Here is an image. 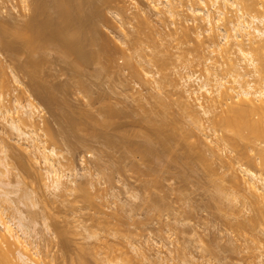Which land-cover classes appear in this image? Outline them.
I'll return each mask as SVG.
<instances>
[{
  "label": "bare ground",
  "instance_id": "bare-ground-1",
  "mask_svg": "<svg viewBox=\"0 0 264 264\" xmlns=\"http://www.w3.org/2000/svg\"><path fill=\"white\" fill-rule=\"evenodd\" d=\"M19 1L23 4V5L22 4L21 5L24 6V8L26 10H28V13H25L24 18L26 17V19H24V21H22L23 23L19 26H17V24H16V26H15V24L12 25L13 23L9 24V21H7L8 22L7 23L6 21H2V19L0 20V22H1L0 27L1 28L4 27V29L2 31L5 32V34H3V38L1 37V39H0V44L3 47L2 49H5L6 51H8L11 54L10 57L12 59H15V61L16 60H17V62L19 61L18 57H20L19 55L21 54V53L19 54V52H21L20 49H22L23 47L30 49V51L32 50L33 53H36V52L38 53L40 51L46 52V50L49 51L50 49H56L58 52V55H60L59 58L64 57V58H62V60L63 59L66 60V61L63 60L65 62L63 64H66L68 62L69 67L72 66L71 68H73V67L75 68V69L73 68V69L69 70V72H71V70H73V73H75L73 75L77 76L78 74H76V70H80L82 67H83V69H85V67L87 66L86 67L87 69L82 70L81 72L78 71L79 75L77 77H80V74L86 76V73H89L88 75L90 76V72H88V70H89L88 67L90 65L89 66L86 65L88 62L91 63V62L95 61V63H96V61H100L101 58L104 56H108V57L113 58L112 56L114 55L113 53H115L114 52L115 49L109 45V42H111V41L107 40L104 37V35L102 34V32H100V29L98 26L99 25L98 22H100V21H98V20H100L101 17L98 16L99 17L98 20L96 19L97 14H99L98 13L99 9L98 10L93 9L94 3H95L94 0H19ZM131 1L133 2L134 9L136 10V12L133 11L135 13V15H133V16H134V18L138 19V20L135 19V21H137V23L135 22L136 23V25H135L136 29H134V30H136V34L134 37L132 36L131 41L128 42L129 44L126 43V45H125L126 47L121 46L120 49L118 48L120 50L118 52H120L122 57L126 59L127 64L131 68V67H134V64H133L134 58L135 57L139 58V56H140L139 59H141V55L143 56V54L139 55L140 51L142 53H146L148 51L144 55H147L149 58L146 57L147 60H146L145 56H143L144 58L143 57L142 58L144 60H146V62L152 61V62H154L155 65L156 64L158 65L159 70L158 71L155 70V72H158V75H159V73L161 74V79H159L160 78V76H159L157 78L158 80H156L154 78L155 77L154 74H151L152 72H149L150 71L149 67H148L149 71L147 69H146L147 71L144 69V67L147 65L146 62L144 63V65L146 64L145 66L143 65V62H138L136 58H135L136 59L135 62L137 61L139 66L143 65L141 69H144L145 72L143 70H141V71L144 73L145 76L142 75V77L144 76V78H146V76L151 77L153 75L152 79H150V80L155 79L154 80L155 81V85H154L155 88H157L159 86L158 87L159 89L157 88V91H159L161 93H163V91H164L165 94H167V98H169V100L162 98L163 96H160L161 98L159 97V95L155 96L158 99L160 98L159 100L162 103H159V104L164 105V108H165V109L163 108L164 112L168 111V110H175L174 108H176L177 106H178V108H179V106H181L180 107L181 109H184L188 112V116L190 117V125L188 124V126H189L188 128L181 126L183 124V122H182L183 120L181 121V123L178 121L179 117H181L182 115L178 114L179 116L177 118V114H176L175 115L176 119L174 116H173L174 118L171 119V116H170V119L173 120L172 122H174L173 125L175 124L174 129H177L176 131H173L174 132V138H175V136H177L179 138V140H177V143H178V141L182 143V144L180 143L181 147H182V154H180L179 158L181 159V161L183 163L189 165L190 167H193L192 169H194V163L197 161L198 164L200 162V165L202 164L206 169H208L210 171L212 170L211 169L212 166H214L213 168L215 169V163L214 162L216 160L221 161L220 164L218 163L219 161L218 162L216 161V162L219 164V166L222 165L221 167L224 166L226 168V169H224L225 171L228 172L227 173L228 176L226 179L228 181V184L230 183L229 186H232L234 188L233 189L231 187V189H233L232 190L233 195L234 194L236 195V193H234L235 189L247 193V195L242 197L243 199L241 201H243L242 202L243 204H244V202H245V204L247 203L249 205V207H251L250 208V209H252L251 211H256L253 214V215L256 214L255 215L256 220L253 223L257 222L258 224H260L259 223L260 210L262 207H264V205L261 204L259 197L257 195L261 190H264V12L263 13L259 12L260 14L259 13L258 14L252 13L253 10H256L255 6L259 5L258 0H147V2H148V3L146 2L148 4L147 9L140 6L141 4L139 5L135 0H131ZM109 2H110L109 0H106V2L104 1L103 3H107L106 5H108V4L110 5ZM101 3H102V1H101ZM124 3H126V0H120L118 5L121 7V9H119L117 7L119 10H122V7H123V9H124V10H122V12L124 11L123 13H125V8L128 7V6L126 7ZM111 5H112V3H111ZM111 5H110V7H111ZM115 5L117 6L116 3H115ZM14 6H16V5H14ZM183 6L184 7L186 6V8H184ZM259 6L261 8L259 7V10L258 9L257 10L260 11V9H262V7H263L262 10L264 11V5H259ZM182 7L184 8V10L187 9L185 11L186 15H188V16L190 15L189 18H188V16L185 17L188 20V21L184 20L185 24H190V23H188L190 21L192 24L190 26L189 25L183 26L184 24L179 23V25H180L179 28H181V29H178L177 27H173V28H175L174 33H176L174 36L172 34H170L169 31L166 33L163 30V28L165 29L166 26H163V25L161 26V24H163V23H161V21L164 18L163 15H165V16L169 15L173 19L177 16L179 18V16L183 15L182 13H180L183 11ZM251 7H253V8H251ZM1 8H3V6H1ZM117 8H115V9H117ZM109 10H111V8H109ZM127 10H129V9H127ZM180 10H182V11H180ZM262 10H261V12H262ZM102 11L103 10H101V14H103ZM185 12H183V13H185ZM111 13L112 14L114 13L113 16H115V18H117L115 20V18L113 19V17H112V19L114 20V24H116L118 26V24H119L118 22L120 21L121 24L118 27H120L121 32L124 33L125 30H123V24L125 25V22H126V21L124 22L125 19L124 20L122 19V18H125V17H123L124 14H122L121 12L119 13V11H116V10L114 12H111ZM120 14H122V15H120ZM180 14H182V15H180ZM104 16L105 17L102 19L106 18V15H104ZM167 16L165 18L168 19ZM190 17H192V18H190ZM185 18H183V19H185ZM126 19H128V18H126ZM160 19H162V20L160 21ZM169 19H171V18H169ZM117 20H119V21L117 22ZM131 20L133 21V18ZM131 20H130V22H131ZM115 21H116V23H115ZM122 21L124 23H122ZM159 21H160V24H159ZM181 21H182V18H181ZM13 22L15 23V21H13ZM128 22H129V20H128ZM130 22H129V24L132 25V22L131 23ZM171 22H173V21H171ZM6 23L8 25H6ZM164 23H165V21H164ZM174 24H176V23H174ZM126 25H128V24H126ZM126 25H125V27H126ZM127 27L130 29V27L133 28V25L130 27L128 25ZM127 27H126V29H127ZM193 28H195V29L192 30ZM129 29H127L126 31L133 33V31H128ZM191 30L195 31V32H193L195 34L193 39L195 41V49L197 51V54H196L197 58L195 60H197V62H196L197 67H199V69H197V68L196 69H197V71H200V74H195V73L186 74V72H182L181 68H179L180 67V66H178L179 63L174 65L175 60L178 59V61H179L180 57L182 56L181 52H178V51H181L179 48H181L180 44L183 43V39L189 38L190 41L192 39L191 37H192L193 33L191 32ZM119 31L120 30H118V33H119ZM121 32L119 34H121ZM172 32H173V30H172ZM177 33H178V35H177ZM122 35H119V38ZM125 35L127 36L128 34H125ZM117 37H118V35H117ZM128 38H129V35H128ZM142 38H144V39H142ZM121 39H123V38H121ZM140 39L146 41L147 44L144 42H140L141 41ZM124 40H123V43H125ZM138 42H140V43H138ZM112 43H114V42H112ZM115 43H116V41H115ZM138 44H140V45H138ZM142 44L146 45L145 49L142 46ZM141 46L143 48H141ZM117 47H115V48H117ZM136 47L138 48V50ZM135 48L139 52L137 54L138 56L136 55L137 51L135 50ZM173 48H174V50H173ZM175 48L178 50H176ZM2 49H1V51H2ZM144 50H146V52ZM1 51H0V117H1L0 119H2V122L4 121L8 125H10L11 129L15 130L13 132H17V134H16L17 138L23 140V144H24L23 146L25 148L27 147L25 150L26 151L28 150V152H29V153L28 152L27 153L29 155L31 153L32 157L34 156L32 159L33 160L34 159L39 160V162H41L43 164V168L45 169L44 174H46L48 176V178L50 180L49 188L53 189V192H55L57 194H59L58 192H61L60 195H63L62 192L66 193L69 191L72 192V190H74L75 191L74 194H76V195H75V198L73 197V199H76L78 196V191H80L78 198L82 199V201L80 199L78 201L85 204V205H83V204L80 205V206H82V205L84 206L82 208V210L84 208H87V207H90L91 211H93L92 209L95 210L94 206H96V205L93 206L94 208L91 205V203L95 200V198L93 196V191L91 190L92 194L88 193V191H90V188L92 187V184L94 185V183H93L94 181L92 183H90V182H88V181H90L89 178H88V180L85 179V183L88 182L91 185V187H89V190L87 188V190H88L87 191L86 187L88 186L87 185L88 183H86V185L85 184L82 185L84 182L79 180V178L82 176L81 179L83 180L84 178H86L85 176L90 175L92 177L91 179L93 180L96 177V175H97V177H99L98 175H100V173L95 171L97 173L94 174V173H92V171H94V170L91 171L88 169V167H86V168L88 169L89 172L91 171L90 172L91 174L86 173V175L84 174V171H85L84 167L82 169L83 172H81V170H78L75 167L69 168V166H68L66 169V167H65L66 165L62 161V159L65 158V156L67 154L65 156H63L64 154L61 151L62 149L59 147L61 145H57L58 142L56 143L55 140L53 139V136H54L53 134L55 132L53 133L52 130L50 131V129L52 127L49 126L46 123L45 118L41 117V116H40L41 120L45 123V126H44L45 128L42 127V130L46 129V131H48L49 134L44 130L46 134L42 133L43 135H45V139H43L44 138L43 135H41V133L38 132V129L36 126H38L39 122H41V121L36 120L38 122V125L36 124L37 122H35V118L38 117V106L32 100V97H31V95H33L34 92H32V94L30 93L31 91L29 92L28 87L26 88V86H25L26 84L24 85V82L22 81V79L19 76L20 73L17 71V69L22 68L23 67L22 65H24V64H22V65L19 64L18 68H16V66H17L16 64H15L16 65L15 66V65H12V63H10V61H9V63L7 62V60L5 59V57L3 56V53ZM54 52H55V50H54ZM55 54H56V52H55ZM174 54H176V57L174 56ZM29 55H30V53H29ZM39 55H40L39 57L41 58V54H39ZM31 56L33 59L36 58V57L34 58V56L32 54H31ZM35 56H37V55H35ZM39 57H37V58H39ZM114 57H116V56H114ZM57 58H58V56H57ZM117 58H118V56H117ZM117 58L116 59L113 58V59L115 61H117ZM20 59H21V57H20ZM28 59L30 60V58H28ZM143 59H141V60L143 61ZM35 60H37V59H35ZM114 60H113V62H115ZM193 60L189 59L188 64L191 65ZM59 61L62 63L61 60H59ZM181 61H182V63H180V64H183V62H187L184 60H181ZM11 62H12V60H11ZM30 62H31V65H33L34 67H36L35 69H37V65L39 66V64H38L39 62L38 61H29V63ZM115 63L118 65L119 62H115ZM13 64H14V62H13ZM154 64H153V66H154ZM128 65L126 67H128ZM95 66H97V65H95ZM150 66H151V64H150ZM64 67H65V65H64ZM69 67H67V68L69 69ZM91 67H93V66H91ZM195 67H196V64H195ZM40 68H41V66H40ZM136 68L137 67H134L135 72L139 73L138 70H140V69L139 68L136 69ZM68 69H66V71ZM153 69H155V68H153ZM64 70L65 69H62V72L66 73V71H64ZM185 70H188V69H185ZM84 71H86V73L83 74L82 72H84ZM180 71L182 73H184V75H182V73ZM22 72H23V70H22ZM189 72H192L191 69L189 70ZM30 73H32V72L30 71ZM64 73H62V74H64ZM33 74L36 75V73H33ZM68 74H70V73H68ZM140 74H141V72H140ZM82 75H81V79L84 78V76H82ZM67 77L69 78V76H67ZM68 78L64 82H67ZM91 78H93V77H91ZM96 78H98V77H96ZM89 80H90V78H89ZM159 80H161V81L159 82ZM12 81H14L13 83L19 84L22 86V88H24V93H26L25 94L26 97L24 96L25 98H23V97H20V95H18L19 98H22V100L25 99L24 102H22V100H19L18 96L15 93H13V92H12L13 94L9 93V92L13 91L11 88L12 84L10 86V83ZM49 81H47L46 83H48ZM84 81H85V79H84ZM80 82H83V80ZM91 82H89V83H91ZM76 83H78V82H76ZM145 83H148V82H145ZM157 83H158V85H156ZM83 84H87V83L84 82ZM83 84L80 83V86H82ZM148 84H150V83H148ZM195 84H196V86H195ZM168 85L172 86V89L175 90L176 93L170 92V89L168 90V87H167ZM9 86H10L11 90H10ZM84 86H86V85H84ZM84 86H83V88H85ZM91 86H92V84H91ZM60 88H58V89H60ZM68 88H69V86H68ZM42 89L43 88H41V90ZM62 89H65V88H62ZM75 89L77 90L76 87H75ZM85 89H87V86ZM21 90L23 91V89H21ZM7 91H8V93H7ZM39 91H40V89H39ZM42 91L44 93V90H42ZM61 92H62V90H61ZM40 93H41V91H40ZM65 93H63V94H65ZM68 93L69 92L67 91V94ZM170 93L175 94V95L178 94V95H176V97L174 95H172L174 97H171ZM6 94H10V96H9V97H11L10 100L13 102L10 105L11 107L9 105H7L5 101H3L4 99H6ZM41 95H43V94H41ZM83 96H86V95H83ZM91 97H93V96L91 95ZM68 98H67V100H68ZM8 100H9V98H7V101ZM67 100H66V102L68 103ZM159 100H158V102H159ZM171 101H172V103L176 102V103H174L175 105L172 107H171V105H172ZM59 102H61V101H59ZM63 102L64 101H62L61 103H63ZM177 103H178V105H177ZM63 105H64V103H63ZM116 105H117V103H116ZM162 105H161V108H162ZM89 106H91V105L89 104ZM114 106L115 105L108 106L105 109L106 113L104 114V116H102L103 119L99 121L105 127L116 128L117 124H119V122H118L119 120L117 121V119L119 118L120 113L117 109L113 108ZM157 107L160 108V106H157ZM170 107H171V109H170ZM69 108H70V106H69ZM72 108H74V106ZM124 108L125 107H123V109ZM181 109L180 110L178 109L179 111L178 110H176V111L180 113V111L182 112ZM66 110H68V109H66ZM77 111H79V113L81 115L80 111H82V110L79 109ZM173 112H170V115L173 114ZM167 113H169V111ZM86 114L88 115V112ZM182 114L184 115V113H182ZM36 115H37V117H35ZM69 115H73V113L69 114ZM91 116H94V115H90V117ZM76 117H78V115ZM82 117H84V115H82ZM149 117H150V115H149ZM185 117H183L182 119H184ZM74 120H75V122L77 120L80 121L81 118L80 119L76 118ZM147 120L148 119H146V121ZM73 121L70 123H72L73 126H77L76 129L78 128L79 124L80 125L85 124L82 122L75 123ZM83 121H84V119H83ZM99 122H97V124ZM149 122H152V121L149 120ZM44 123H43V125H44ZM92 123H93V119H92ZM147 123H148V121H147ZM154 123H155V121H154ZM178 123H180V124H178ZM187 123H188V121H187ZM49 124H51V123L49 122ZM66 124H68V122ZM72 124H71V126H72ZM126 124H127V121H126ZM169 124H171V121ZM128 125H131V124H128ZM143 125H144V123H143ZM87 126L88 125H86V127ZM80 127H82V126H80ZM99 127H100V125H99ZM93 128H95V127H93ZM100 128H102V127H100ZM39 129H41V128H39ZM116 129H118V128H116ZM163 129H164V131L166 130L165 128H163ZM42 130H40V131H42ZM88 131H89V129H88ZM102 131H105V130H102ZM129 131H130V129H128V132ZM96 132L99 133L101 131L99 130ZM98 133H96V134H98ZM140 133H141V131H140ZM46 135L48 136V138ZM88 135H89V132H88ZM92 135H94V134H92ZM115 135H118V134H115ZM119 136H120V134H119ZM171 136L173 137L172 133L170 135L168 134V136L167 135H164L162 137L160 136L161 140L158 139L157 141L160 140V142H162L161 144L166 145V146L163 145L165 148H167V146H169L168 148H170V146H172V144L170 142V139H172ZM1 137H0V188H3L4 186L6 187L7 184H8V186L10 184L6 180H4L3 177L10 172L11 168L9 167V165H10L9 161L7 160L9 157L8 156L9 150L7 149L9 145H7V143H6L7 141L4 142L5 140H2V139H4V137L3 138H1ZM147 137H149V136L147 135ZM147 137H145L143 141L141 140L143 143L140 142L141 144L138 145L137 144V143H139L138 141L131 142L132 140L129 139L127 133H125V130H124V132L121 133L120 142H118V141L116 142L115 141L116 139L114 140L110 136V134L109 135L106 134V140H107L106 143H108L107 146L110 144L111 147L114 144L116 145L117 143L123 144L124 152L121 156V159L120 160L114 159L113 163H112V164H114V161H116L115 165L119 167L118 168L119 171L116 169V172L117 171L119 173L133 172L134 174L137 173L138 176L136 174V176H137L136 178L139 181L142 179V178L141 179L138 178L141 175V177L144 178L143 180H145L146 185H148L147 187L150 186V189H155V191L152 192V194L147 198L148 201H151L150 199H152V201L154 202L153 203L151 201L152 203H150V206L152 205V209H155L154 211H161L162 206L160 205L161 204L160 200L163 201V198H165V196H163V197H161L160 195L153 196V194H157L156 190L158 189V186H159L158 183L160 181L159 180L160 178L158 176H156L157 174L155 173V171L151 165L152 161H153L151 156L153 155L152 153L155 152L156 148L152 145L154 143L152 142V144H151L150 140ZM160 137L158 136V138H160ZM82 138H84V137H82ZM61 139H62V137H61ZM48 140L50 142H48ZM70 140H72V139H70ZM174 140H176V139H174ZM63 142L61 144H63ZM46 143L48 145H46ZM83 144H85V143H83ZM58 147L60 150L58 149ZM66 148H67V146H66ZM158 148H157V150H158ZM136 149L141 150L139 154L136 153V152H138V151H136ZM167 150H169V149H167ZM208 151L210 154L208 153ZM75 154L77 155V153H75ZM29 157H31V155ZM68 158H71V157H68ZM179 158H178V160H179ZM198 159H199V161H198ZM181 161H180V163H181ZM68 162L69 161H67V163ZM111 162H112V160H111ZM62 163H64V164H62ZM213 163H214V165H213ZM251 163L254 164L257 169L252 168ZM70 164H72V163L69 162V165ZM195 164H197V163H195ZM98 166H99V164H98ZM63 167H65L66 170L63 169ZM1 168H3V169H1ZM89 168L91 169V167H89ZM87 169H86V171H87ZM214 169H213V172H214ZM95 170L101 171L99 169H95ZM44 174H43V176H44ZM227 174L223 173V175H227ZM92 175H94L95 177H93ZM83 176H84V178H83ZM223 179H225V178H223ZM145 182L142 181V183H145ZM220 182H221V180H220ZM95 184L97 185V182ZM138 184H139V182H138ZM96 185H94V188ZM124 185L128 186L127 182H124ZM215 185H217V183ZM220 185L221 184H219L218 190L221 187ZM225 185H227V184H225ZM221 188L224 189L223 187H221ZM221 188H220V190H221ZM76 190H78L77 193H76ZM160 191H161V189H160ZM8 192H9V190H8ZM4 194H5V196H4ZM8 194L9 193H7V192L3 193L2 194L3 198L0 196L2 198V199H0L2 201L0 203V206L2 204H3V206H6L4 215L2 214V212L0 210V251H4L6 253L7 259L11 262V264H41V262H43L39 256L41 254V251H40L41 249L37 246L36 243L34 244L35 240L33 242L30 240V239L33 240L36 237V235L39 234V232L37 231L36 228L31 226L32 223L29 224L28 222L24 221L25 220L24 217H26V216H24L25 213H23L21 211V209L19 208V206L16 202L12 201V198ZM66 195H68V193ZM94 195L96 197V194H94ZM114 195H116V194H114ZM235 195H234V198H235ZM134 196H136V194L133 195L132 197H134ZM97 197H98V195H97ZM238 197H240V196H238ZM14 201H15V199H14ZM73 201H75V203L77 202L76 200H73ZM4 202H6L7 204ZM4 204H6V205H4ZM76 206H78V205H76ZM150 206H148V207H150ZM164 206H166V205H164ZM96 208L100 209L101 207H96ZM8 209H9V211H8ZM79 209L77 208L78 211H79ZM149 209H151V207ZM102 210L100 209L99 211H102ZM75 211H76V209H75ZM95 211H97V210H95ZM6 212L9 215L8 219H6L7 217L6 218L4 217L5 215L7 216ZM10 212H11V214H9ZM109 220H111V219H109ZM109 220L107 223H110ZM13 221L15 222L16 227L19 229L18 232H21V234H18L17 230H15V228L12 226L13 223H10ZM49 225L50 224L46 225L47 228H50ZM44 228H45V226H44ZM47 228H45V229H47ZM97 232L98 231H94V233L97 234L96 237H98V238L100 237V236H98L99 234L101 236H103V235L107 236L106 234H101V232H99V233H97ZM13 233L15 235H13ZM65 233H67V231H65ZM91 234L93 235V239H94L95 234H93V233H91ZM4 235H7V242H4V240H3ZM100 239H101V241H100ZM100 239H99V241H97L98 242L97 245L101 246L102 244H99V243H103L102 240L104 239V237L103 238L100 237ZM153 239H155V238H153ZM152 240L150 239L149 241H152ZM103 241L106 244L108 243V245H105L103 243L105 246L104 245L101 246L102 251L104 249H106V246L107 247L109 246L110 250H107V249L106 250L109 251L110 254H111V250H112V252L115 251V250L113 251L114 247L112 248L110 246H115L116 243H115V245H112L111 240L109 241L111 243L106 242V241H108V239H104ZM116 242L118 244L115 247L116 248L115 253H119V255H120L121 252L123 253V251L120 250L122 247H124V248L129 247L133 252H135L134 254L139 255L138 258H140V259L142 258L144 260V261H142V262H144V264H145V262H148V260L146 258L148 256H146L147 254H145L146 251L143 250L141 248V246H139V243H134L130 240H127V242H122V241H116ZM153 242H155V241H153ZM89 243H88V245H90L89 247L84 246L83 248H81V251L85 248V251L88 255L90 252H92V247H93V246H91V243L90 244ZM113 243H114V241H113ZM10 244H14L15 247L9 250ZM157 244H160L159 241L157 242ZM38 245H39V243H38ZM80 245L82 246V244H80ZM119 245H122V247L120 248ZM151 245H152V242H151ZM162 246L165 247V244L164 245L162 244L160 247L162 248ZM117 247L120 249H118ZM151 247H153V246H150V248ZM161 248H160V250H161ZM156 249H157L156 252L158 254V255H156L157 258H155V259H158V260H156V262L158 261V263H159L161 260H163L165 262V260H167L169 258V257L167 258L168 254H166L167 256L166 255L164 256L162 251H159V248H156ZM95 250H93V251H95ZM127 250H126V252H127ZM162 250H164V249H162ZM171 251L172 250H170V252ZM96 252L98 255L100 254V251H99V253H98V251H96ZM96 252H94V253H96ZM80 254H82V253H80ZM106 254L107 253L105 252L104 255H106ZM112 254H114V253H112ZM98 255H97V257L95 256V254L93 256H95L94 258H98ZM132 255H133V253H132ZM140 255H142V257ZM111 256L112 255L102 256L100 259H103V257L104 258L107 257L109 259V261L108 260L103 261V260L98 259V261L100 260V262L103 261L102 263H99V264H103L104 262L108 263V264H116V262H119V264H124L125 261L122 263L121 260H119V261L117 260V259H120V258L116 257V256H118V254H116V256H115L116 259L112 258L114 260H117L115 262H114V260L112 261V259L109 258ZM121 256H123V255H120V257ZM128 256H130V255L128 254ZM128 256L125 259H128ZM78 257H80V255H78ZM84 258H85V255H84ZM84 258L83 257L81 258V262L86 264V261L88 262V260L86 258H85L86 259L85 260ZM122 259L124 260V258H122ZM159 259H161V260L159 261ZM170 259H172V258L170 257L169 260ZM188 259H190V258H188ZM191 260L192 261H189L190 263L189 262H187V263L193 264L194 258L193 259L191 258ZM151 261H150V263H153V261L152 262ZM156 262L154 260V263L158 264Z\"/></svg>",
  "mask_w": 264,
  "mask_h": 264
},
{
  "label": "rangeland",
  "instance_id": "rangeland-1",
  "mask_svg": "<svg viewBox=\"0 0 264 264\" xmlns=\"http://www.w3.org/2000/svg\"><path fill=\"white\" fill-rule=\"evenodd\" d=\"M101 1H102V3H101ZM104 1L106 2V0H104ZM104 1L103 0H96V1L94 0L95 3H94L93 9H95V10L99 9L98 10L99 14H97L96 19L98 20V18H99L98 16L101 17L100 20H98V21H100V22H98L100 32H102V34L104 35V37L107 40L111 41V42H109V45L115 49V51H114L115 53H113L114 55L112 57L114 59H116L118 56V58H117V61H115L111 57L104 56L101 58L100 61H96V63H95V61H93L91 63L88 62L89 64L87 63L86 65H88V66L90 65L88 67V69H89L88 72H90V76L88 75L89 73H86V71H84L82 73L83 74L86 73V76L80 74V77H77L79 75L78 71L81 72L82 70L87 69L86 68L87 66L85 67V69H83V67H82L80 70H76V74H78L77 76L73 75V74H75V73H73V70H71V72H69V70L73 69L74 67L73 68H71L72 66L69 67L68 62L66 64H63V63H65L64 61H66V60H64V59H63L64 61L62 60V58H64V57L59 58L60 55H58V52L56 49H50V50L48 49L49 51L46 50V52L40 51L38 53L37 52L33 53L32 50L30 51V49L23 47L22 49H20L21 52H19V54L20 53L21 54L20 55L18 54L21 57V59H20V57H18L19 61L17 62V60L15 61V59H12L10 57L11 54L8 51H6L5 49H2L3 47L0 44V47H1L0 51L2 49L1 52L3 53V56L5 57V59L7 60L8 63L10 61V63H12V65L16 64L17 65V66L15 65L16 68H18L19 64H21V65L24 64V65H22L23 66L22 68L17 69V71L20 73V75H19L20 78L24 82V85L26 84L25 85L26 88L28 87L29 92L31 91L30 92L31 94H32V92H34L33 94L38 95L47 105L48 115L45 116L44 118L46 120V123L52 127L50 129V131L52 130L53 133L55 132L53 134L54 135L53 139L55 140L56 143L58 142L57 145H61L59 147L62 149L61 151L64 154L63 156H65L67 154L65 156V158L62 159V161L66 165L65 166L66 169L68 166H69V168L75 167L78 170H81V172H83L82 171L83 167H84L85 171L87 169L86 167H88L89 170H91V171L94 170V171H92V173H94V174L97 172L100 173V175H98L100 178L97 177V175H96V177L94 175H92L93 177H95L93 180L91 179L92 177L90 175L89 176L87 175L88 177L85 176L86 178H84V176H83V178H84L83 180L81 179L82 176L79 178V180L84 182L82 185H84V184L86 185V183H88V182L92 183L93 181H94L93 182L94 185H96L95 183L97 182V185L95 186V188H94L93 184L91 187V185L89 183L87 184L88 186L86 187V190H87V188L89 190V187H91L90 191L87 190L88 193L92 194L91 190L93 191V196H94L95 200L91 203V205H92V207L94 205H96L94 207H95V210H97V211H95L94 209H92L93 211H91L90 207L84 208L82 210V208L84 207L83 205H85V204L78 201L80 199V198H78L79 192H80L78 190H76V193L78 191V196H77L78 199L77 198L73 199V197L75 198L76 194L72 195L69 198V196L66 195L69 192H66V193L62 192L63 195H60L61 192H58L59 194L53 192V189L49 188L50 180H49L48 176L46 174H44L45 169L43 168V164L41 162H39V164H36V162L39 160H35V159L33 160L32 158L34 156L32 157L31 153H30L31 157H29L30 155L28 154L29 153L28 150L27 151L25 150L27 147L25 148L23 146L24 145L23 140L17 138V135H16L17 132H13L15 130L11 129V126L8 125L6 122H4V121L2 122V119H0V137L1 136H2L1 138L4 137V139H2V140H5L4 142L7 141L6 143H7V145H9L7 148L9 150L8 151L9 157L7 160L10 163L9 167L11 169H10V172L3 177L4 180H6L10 184H9V186L7 184L6 187L4 186L3 188H0V194L6 193V192L9 193L8 195H10V197L12 198V201L16 202L18 204L19 208L21 209V211L26 214V215L24 214V216H26V217H24V219H25L24 221L28 222L29 224L32 223L31 226H33L34 228L37 229L39 234L36 235V237H35L36 239L34 238L33 240L32 239H30V240L32 242L35 240L34 244L36 243L37 246L41 249L40 250L41 254L39 255L40 259L42 261H47V264H77V263L78 264H85V263L81 262V258L82 257L84 258V255H85V258L88 260V262L86 261V264H99V263H102L103 261H107V260L109 261V259L107 257H106L107 259L104 257H103V259H100L102 256L112 255L111 257H109L112 259V258H115L116 254H118V256H116V257L120 258L117 260L118 261L121 260V262L123 263L126 260L125 258L127 257V256H124L127 249H128L127 253L130 256H132V253H133V255H137V254H134L135 252H133L129 247L124 248V247H122V245H119L120 248L122 247L121 249L118 247L117 248L120 249L121 251H123V253L121 252L120 255H123L121 257L124 258V260L120 257L119 253H115V251H116L115 247L118 244L116 241L127 242V240H130L134 243H139V246H141V248L146 251L145 254H147L146 256H148V257H146L148 262H145V264L146 263L147 264L148 263L149 264H155L154 260H155V262H156V260H158V259H155V258H157L156 255H158L156 252L157 251L156 248H159V251H162L164 256L166 254H168V256L167 255L166 256H167V258L171 257L172 259H170V260H182V261L189 262V261H192L191 258L192 259L194 258L193 262L195 261V262H197V264H237L238 258L242 257L244 260H247L249 258L255 259L256 264H264V253L256 252L253 256L250 257L248 254L247 248H245L243 246V242L238 241V239L233 234L234 232H239L241 230L257 231L261 227L260 224H258L257 222L253 223V224L252 223L251 224H247V223L240 224V223L236 222L235 220H233L230 222L231 226H229V224H226L224 222V219H222V217H226V213L224 211V202L225 201H238V207L241 210L248 209L250 212H252V214H254L256 211H251L252 209H250L251 207H249V205L247 203L246 204H245V202H244V204L242 203L243 201H241V200L243 198L238 197L239 193L236 189L234 190V193H236V195L234 194L235 195V198H234L233 191H232L234 188L232 186H229L230 183L228 184V181L226 179L228 176V174H227L228 172L224 170V169H226L224 166H223L224 168L221 167L222 165L219 166L221 161L218 160L219 161L218 162L216 160L219 164L215 161L214 162L215 163V169L213 168L214 166H212V168H211L212 170L210 171V170L206 169L202 164L200 165V162L198 164L197 161L195 162L197 164L194 163V169H192L193 167H190L189 165L183 163L181 161V159L179 158L180 154H182V147H181L182 143L179 141L177 143V140H179V138L177 136H175V138H174V132L173 131H176L177 129H174L175 124L173 125L174 122H172L173 120H171V119H173L176 114H177V118L179 115H182L181 117H179V120L178 119L177 120L180 123L183 120L182 121L183 124L181 126L188 128L189 127L188 124L190 125V117L188 116V112L186 110L180 108L181 106H179V108H178V106L177 107L175 106L176 108L173 107L175 110H168L169 113H167L168 111L164 112V109H165L164 105L159 104V103H162L159 100L161 98L160 96H163L162 98H165L168 100H169V98H167V94H165L164 91H163L164 94L157 91V88L159 86L157 88H155V86H154L155 85L154 80L155 79L158 80L157 78L159 76H160L159 79H161V74L159 73V75H158V72H155V70L156 71L159 70L158 65L157 64L155 65L154 62H152V61H150L151 63L147 61L149 64L146 62L147 58H149V57L147 55H144V54H146L148 51L146 52V50H144L146 53H142L139 50L140 51V53H139L137 51L138 48L136 47L137 50L135 48V50L137 51L136 55L139 53V55L143 54V56H145V58L147 57L146 60H144L143 59L144 57L141 55V59H143V61L141 59H139L140 56H139V58H137V57H135V58L137 59L138 62H143V65L146 62L147 65L146 64L145 65L147 67L144 65L145 66L144 69L148 70L150 68V71L149 70L148 71L152 72L151 74H154V76H155L154 80H150V79H152L153 75L151 77L146 76V78H144L145 75L141 71V70L144 71V69H141L143 65L139 66L138 62L137 61L135 62L136 59L134 58V60H133L134 67H137L136 69H138V68L140 69V70H138L139 73H136L134 67L130 68V66L126 62V59L122 57L120 52H118V51H120L119 50L120 47L121 46L126 47L125 46L126 43L129 44L128 42L131 41L132 36L134 37L136 34V30H134V29H136L135 25H136L137 21H135V19L136 20H138V19L134 18V16H133V15H135L134 12H136V10L134 9L133 2L131 0H126V3H124V4L126 7L127 6L128 7L125 8V13H123L124 12V11L122 12V10H124L123 7H122V10H119V9H121V7L118 5L120 0H118V1L117 0H109L110 5L112 3L111 7L109 4H108L109 5L108 6V5H106L107 3H103ZM135 1L139 5L141 4L140 6L144 7L145 9L148 8L147 0H135ZM115 3L117 4V6L115 5ZM21 4L22 3L19 0H0V20L2 19V21H6V22L9 21V24L13 23L12 25L15 24V26H16V24H17V26L21 25L23 23L22 21H24V19H26V17L24 18L25 13H28V10H26L24 8V6H22L23 4L22 5ZM14 5H16V6H14ZM1 6H3V8H1ZM183 7H182L183 11L182 10H180L182 12L179 11L183 15L180 14L182 16H179V18L177 16L173 19L171 16L166 15L168 17V19H167V18H165L166 16L163 15L165 19L164 18H163V20L160 19V21L161 20L163 21V22L161 21V23H163V24H161V26L162 25L166 26L165 29L163 28V30L166 33L169 31V33L174 36L176 33H174L175 28H173V27H177L178 29H181V28H179L180 27L179 23L184 24L183 26H185V25L190 26L192 24L190 20H189L190 22H188L190 24H185V21L187 20V18H185V17L188 15H186V12H185L187 9L184 10V8H186V6L184 8ZM255 7H256V10H253L252 13L258 14L259 12L260 13L264 12L262 10L263 7H262V9H260V11H258L259 7H260L259 5H256ZM109 8H111V10H109ZM115 8H117L118 10ZM251 8H253V7H251ZM127 9H129V10H127ZM101 10H103L102 13L104 15H106L105 19H102L105 16L103 14H101ZM115 10L119 11V13L121 12L122 14H124L123 17H125V18H122V17L121 18L123 20L125 19L124 20V22L126 21L125 25L128 24L129 27L133 25V28L130 27V29L127 27L128 25H126L127 29H129L128 31H133V33L127 32L126 31L127 29H126L124 24H123V30H125V31H124V33H122L120 27H118L121 24V22L119 20H117V22L119 21L118 22L119 24L117 23L118 26L116 24H114L113 19L115 18V16H113L114 13L112 14L111 12H114ZM261 10H262V12H261ZM183 12H185V13H183ZM122 14H120V15H122ZM189 16H188V18H189ZM112 17H113V19H112ZM192 17H190V18H192ZM126 18H128V19H126ZM132 18H133V21L131 20ZM169 18H171V19H169ZM181 18H182V21H181ZM183 18H185V19H183ZM116 19L117 18H115V20ZM128 20H129V22L131 20L132 25L129 24ZM170 20L173 22H171ZM13 21H15V23ZM160 21H159V24H160ZM164 21H165V23L166 22L167 23L165 24ZM124 22L122 21V23H124ZM7 23H6V25H8ZM115 23H116V21H115ZM174 23H176L177 25ZM3 29H4V27L3 28L0 27V39H1V37L3 38V34H5V32L2 31ZM194 29L195 28H193L192 30H194ZM118 30H120L119 33L121 32V34L118 33ZM172 30H173V32H172ZM192 30H191L192 33L195 32ZM125 34H128L129 38H128V35L126 36ZM193 34L191 37L192 38L191 41L189 40V38L183 39V43L180 44L181 48H179L181 51H178V52H181L182 56L180 57L179 61L177 59L174 62V65L179 63V65H178V66H180L179 68H181L182 72H186V74H188V73L200 74V71H197V69H199V67H197V63H196L197 60H195L197 58L196 57L197 51L195 49V41L193 39L195 34L194 35ZM117 35H118V37H117ZM119 35H122V36H120V38H119ZM177 35H178V33H177ZM121 38H123V39H121ZM142 39H144V38H142ZM117 40L120 42L119 44L115 43V41H117ZM123 40L125 43H123ZM112 42H114L115 44ZM140 42H144L147 44V42L144 40H141ZM140 42H138V43H140ZM138 45H140V44H138ZM144 45L142 44V46L145 49L146 45L145 46ZM142 46H141V48H143ZM115 47H117V48H115ZM54 50H55L56 54H55ZM173 50H174V48H173ZM176 50H178V49H176ZM29 53H30V55H29ZM31 54L34 56V58L36 57L35 59H37V60L33 59ZM39 54H41V58L39 57L40 56ZM35 55H37V56H35ZM57 56H58V58H57ZM114 56H116V57H114ZM174 56L176 57V54H174ZM37 57H39V58H37ZM28 58H30V60ZM189 59H191V60L194 59L195 61L193 60L192 64L189 65L188 64ZM11 60H12V62H11ZM59 60H61L62 63ZM113 60L115 62H119L118 65L115 62H113ZM181 60H184L187 62H183V64H180V63H182ZM29 61H38L39 66L37 65V69H35L36 67L31 65V62L29 63ZM13 62H14V64H13ZM126 64L128 65V67H126L127 66ZM150 64H151V66H150ZM153 64L155 67L153 66ZM195 64H196V67H195ZM64 65H65V67H64ZM95 65H97V66H95ZM40 66H41V68H40ZM91 66H93V67H91ZM67 67H69V69ZM61 68L65 69L64 71H66V69H68V70L66 71V73H64V72H62ZM153 68H155V69H153ZM182 68L183 69L185 68L188 70H185V69L183 70ZM190 69L192 72H189ZM22 70H23V72H22ZM29 70L32 73H30ZM67 72L70 74H68ZM140 72H141V74H140ZM33 73H36V75ZM62 73H64V74H62ZM81 75L84 76V78L82 77L83 79H81ZM142 75H144V76L142 77ZM182 75H184V73H182ZM67 76H69V78L71 80ZM66 77L68 78V80H67V82H64L67 79ZM88 77L90 78V80ZM91 77H93V78H91ZM96 77H98V78H96ZM84 79H85V81H84ZM39 80L41 82L43 80L44 81L41 83ZM82 80H83V82H80ZM47 81H49V82L46 83ZM160 81L161 80H159V82ZM13 82L14 81H12L10 83V86L12 84L11 88L13 91H11L9 93L10 94L15 93L17 96L20 95V97L25 98L26 93H24V88H22L21 85L13 83ZM76 82H78V83H76ZM84 82H86L87 84H83ZM89 82H91V83H89ZM145 82H148L150 84L145 83ZM80 83L83 85L80 86ZM91 84H92V86H91ZM84 85L87 86L88 90L85 89L86 86H84ZM156 85H158V83ZM10 86H9V88H10ZM68 86H69V88H68ZM83 86L85 88H83ZM169 86L170 85L167 86L168 90L170 89V92L176 93V91L172 89V86H170L171 88ZM195 86H196V84H195ZM57 87L58 88L61 87L60 89L62 90V92ZM75 87L77 88L78 91L75 89ZM11 88H10V90H11ZM41 88H43L42 90H44V93L41 90ZM62 88H65V89H62ZM21 89H23V91ZM39 89H40L41 93H40ZM67 91L69 92L68 94H67ZM7 93H8V91H7ZM63 93H65L66 95ZM172 93H170L171 97H174V96L176 97V95H178V94L175 95ZM10 94H6V99L3 100L9 106L13 103L10 100L11 99V97H9ZM41 94H43V95H41ZM83 95H86V96H83ZM91 95L93 97H91ZM158 95L160 97L159 99L157 97H155ZM172 95H174V96H172ZM7 98H9L8 101H7ZM18 98H19V96H18ZM67 98H68V100H67ZM19 100H22V98H19ZM24 100L25 99H23L22 102H24ZM66 100L68 101V103L66 102ZM158 100H159V102H158ZM59 101H61V102L64 101L63 102L64 105H63V103H61ZM116 103H117V105H116ZM171 103H172V101H171ZM174 103H176V102H174ZM174 103H172L171 107L175 105ZM89 104L91 106H89ZM68 105L70 106V108ZM113 105H115L113 108L117 109L120 113L119 115L121 116L120 117L118 115L119 118L117 117L118 118L117 121L119 120L118 121L119 124H117L116 128H118V129H116L114 127H105L101 124V122H99L100 120L103 119L102 116H104V114L106 113L105 109L108 106H113ZM161 105H162V108H161ZM177 105H178V103H177ZM73 106H74V108H72ZM157 106H160L161 109L158 108ZM123 107H125V108L123 109ZM171 107H170V109H171ZM177 108L179 110L181 109L182 112L181 111H180V113L177 112L176 111V110H178ZM66 109H68V110H66ZM79 109L83 111V112L80 111L81 115H80L79 111H77ZM87 112H88V115L86 114ZM170 112H173V114L170 115ZM72 113H73V115H69ZM182 113H184V115ZM77 115L79 118L76 117ZM82 115H84V117H82ZM90 115H94L95 117L94 116L90 117ZM149 115H150V117H149ZM170 116H171V119H170ZM35 117H37V115ZM39 117L40 116L38 115V117L35 118V122L41 121V122H39V125H38V122L36 123L38 125L36 127L38 129V132H40L41 135H43V134H46L45 133L46 129L42 130V127L45 126V123L41 120V117L40 118ZM183 117H185V118L182 119ZM73 118L74 119H76V118L80 119L81 118V120L80 121L77 120L75 122V120ZM83 119H84V121H83ZM92 119H93V123H92ZM146 119H148L147 120L148 123H147ZM175 119H176V117H175ZM149 120L152 122H149ZM153 120L155 121V123ZM72 121L75 123L82 122L85 124L84 125L79 124L78 128L76 129L77 126H73V124L70 123ZM126 121H127V124H126ZM170 121H171V124H169ZM187 121H188V123H187ZM42 122L44 123V125ZM49 122L51 124H49ZM67 122H68V124H66ZM97 122H99V123L97 124ZM143 123H144V125H143ZM180 123H178V124H180ZM71 124H72V126H71ZM128 124H131V125H128ZM86 125H88V126L86 127ZM99 125L102 128H100ZM80 126H82V127H80ZM93 127H95V128H93ZM39 128H41V129H39ZM127 128L130 129L129 132H128ZM163 128H165L166 130L164 131ZM88 129H89V131H88ZM146 129H149L152 131L153 135H151V137L145 131ZM40 130H42V131H40ZM99 130L101 132H99V133L96 132ZM102 130H105V131H102ZM124 130H125V133H127L129 139L132 140L131 142L138 141L139 143H137V142L136 143L139 145V144L143 143L142 141L148 135L149 137H147V138L150 140V143L151 144H152V142L154 143L152 145L156 149H155V152L152 153L153 155L151 156L153 159L151 165H152L155 173L157 174L156 176H158L160 178V179L158 178L160 181L158 183V185H159L158 189L156 190L157 194H153V196H155V195H160L161 197L165 196V198H163L164 202L160 200V202H161L160 205L162 206L161 211H154L155 209H152V205L150 206V203L153 202L152 199H150L152 202L148 201L147 198L149 196L144 195V190L150 189V186L147 187L148 185H146V182H145V180H143L144 178L141 177V175L138 178L139 179L142 178L141 180L144 181L145 183H142L141 180L139 181L136 178L138 176L137 173H136L137 176L133 172L119 173L118 172L119 167L115 165L116 161H114V164H112L114 159L115 160L121 159V156L124 152V150H123L124 146H123V144H120V143H117L116 145L114 144L112 147L110 146V144L107 146L108 143H106L107 142L106 134L107 135L110 134V136L114 140L116 139L115 140L116 142L117 141L120 142V140H121L120 136H121V133L124 132ZM139 130L141 131V133ZM46 132L49 134L48 131H46ZM88 132H89V135H88ZM96 133H98V134H96ZM171 133L173 134V137L171 136L172 139H170L172 146H170V148H168L169 146H167V148H165L164 146H166V145L161 144L162 142H160L161 137L164 135L168 136V134L170 135ZM92 134H94V135H92ZM115 134H118V135H115ZM119 134H120V136H119ZM74 136L75 137L77 136V137L75 138ZM158 136L159 137L161 136V137L158 138ZM43 137H44L43 139H45V135H43ZM61 137H62V139H61ZM82 137H84V138H82ZM47 138H48V136H47ZM70 139H72V140H70ZM158 139H160V140L157 141ZM174 139H176V140H174ZM61 141L62 142L64 141L63 144H61L62 143ZM48 142H50V141L48 140ZM47 143H46V145L49 144V143L48 144ZM83 143H85V144H83ZM66 146H67V148H66ZM59 147H58V149H59ZM157 148H158V150H157ZM167 149H169V150H167ZM79 151H84V152L94 151V154L96 156V161L94 163L82 162L79 158V153H80ZM136 151H138L136 153L139 154L141 150L136 149ZM75 153H77V155ZM208 153H209V151H208ZM25 157L31 158V159H29V163L36 166L40 170L41 184H42V188L44 190V193L48 197V199L53 201V205L49 206L44 212H40V208H41L42 203L46 204L47 201L41 200L39 192L33 187V185L35 184V181L30 180L27 176H25L24 173L21 171L20 167L18 166L17 162H16V160H17L19 163L22 164L24 162ZM68 157H71V158H68ZM177 157L179 158V160ZM111 160H112V162H111ZM67 161H69L72 164L69 165V162L67 163ZM180 161H181V163H180ZM198 161H199V159H198ZM64 163H62V164H64ZM214 163H213V165H214ZM98 164H99V166H98ZM65 167H63V169H65ZM89 167H91V169ZM251 167L254 169H257L255 167V165L252 163H251ZM1 169H3V168H1ZM88 169H87V171H88ZM95 169H99L101 171H98ZM116 169L118 170L117 172H116ZM213 169H214V172H213ZM85 171H84L85 175H86V173L91 174L90 173L91 171L90 172L89 171L85 172ZM95 171H97V172H95ZM223 173L227 174V175H223ZM43 174H44V176H43ZM88 178L90 179V181L85 183V179L88 180ZM223 178H225V179H223ZM220 180H221V182H220ZM124 182H127L128 186L124 185ZM138 182H139V184H138ZM216 183H217V185H215ZM219 184H221L220 186L223 187L224 189H222L220 187L221 190H220V188L218 190ZM225 184H227V185H225ZM231 187L233 189H231ZM160 189H161V191H160ZM8 190H9V192H8ZM73 191L74 190H72V192ZM73 193H75V191ZM2 194L0 196L3 198ZM94 194H96V197ZM114 194H116V195H114ZM135 194H136V196L132 197ZM97 195H98V197H97ZM4 196H5V194H4ZM1 197H0V199H2ZM14 199H15V201H14ZM73 200H76L77 202L75 203V201H73ZM80 200L82 201V199H80ZM1 202L2 201L0 200V203ZM4 203H6V202H4ZM6 204H4V205H6ZM81 204H83V205L80 206ZM76 205H78V206H76ZM164 205H166V206H164ZM1 206H3V204ZM148 206H150L153 211L151 209H149L150 207H148ZM53 207H55V209H54L55 212L52 211ZM76 207L78 209L80 208L81 210L79 209V211H78ZM96 207H101L100 209L101 210L103 209V210L99 211L100 209L98 208L99 209L98 210ZM75 209H76V211H75ZM8 211H9V209H8ZM1 212L4 215L5 209L1 210ZM37 212H40L39 218H37L35 215ZM6 214H7V216L5 215L4 217L5 218L7 217L6 219H8L9 215L7 212H6ZM9 214H11V212ZM47 216H54L56 221L58 223H60L61 237H60L59 241L57 238V240H53L51 242V244H49L47 242L49 239H51V237L49 236V229L51 228V221L46 218ZM109 219H111V220H109ZM108 220L110 223H107ZM10 223H13L12 226L18 232L19 229L16 227L15 222L13 221ZM48 224H50L49 225L50 228H47L46 225H48ZM44 226L47 229H45ZM65 231H67V233H65ZM94 231H98L97 233L101 232V234H106L107 236H104V235L101 236L100 234L98 235L102 238L104 237V239H108V241H106V242H109L111 240L112 245H115V243H116L115 246H110L112 248L114 247L113 251L114 250L115 251L112 252V250H111V254H110L109 251H107V250H110L109 246L108 247L106 246L107 250L104 249L102 251L101 246L104 244L108 245V243L107 244L104 243V241H103L104 239H103L102 242L104 244L99 243L102 245L101 246L97 245L98 244L97 241H99L100 237L99 238L96 237L97 234H95ZM91 233L95 234L94 239H93V235ZM18 234H21V232H18ZM153 238H155V239H153ZM150 239L151 240L153 239V240L149 241ZM88 241L91 243V246H93L92 247L93 253L88 252L89 255L86 253L85 248L83 249L84 251L83 250L81 251V248H83L84 246L85 247L90 246V245H88V243H89ZM100 241H101V239H100ZM113 241H114V243H113ZM153 241H155L156 243ZM158 241L161 245L165 244V247L162 246V248H161L160 247L161 245L157 244ZM111 242H109V243H111ZM151 242H152V245H151ZM38 243H39V245H38ZM80 244H82V246ZM157 245L158 246L160 245V246L158 247ZM150 246H153V247H151L152 249L150 248ZM160 248H161V250H160ZM162 249H164V250H162ZM93 250H95V251H93ZM170 250H172V251L170 252ZM96 251H98V253L100 251V254L102 253L101 254L102 256L100 254L98 255ZM104 251L107 253L106 255H104V253H105ZM79 252L82 254H80ZM94 252H96V253H94ZM76 253L78 255H80V257H78V255ZM91 253L93 255L95 254L96 257L98 255V258H94L95 256H93ZM112 253H114V254H112ZM140 256L142 257V255H140ZM138 257H139V255H138ZM169 258L167 260H165V262L163 260L159 259V261L161 260L160 261L161 263L160 262L159 263L160 264H167V262L170 261ZM188 258H190V259H188ZM98 259L103 260V261L100 262V260L98 261ZM113 260L114 259H112V261ZM117 260H114V262ZM140 260L144 261L142 258ZM151 260L153 261V263H150ZM156 263H158V261ZM189 263H187V264H189ZM105 264H108V263H105ZM142 264H144V262H142Z\"/></svg>",
  "mask_w": 264,
  "mask_h": 264
},
{
  "label": "clouds",
  "instance_id": "clouds-1",
  "mask_svg": "<svg viewBox=\"0 0 264 264\" xmlns=\"http://www.w3.org/2000/svg\"><path fill=\"white\" fill-rule=\"evenodd\" d=\"M259 5H264V0H258ZM117 44L120 42L117 40ZM32 100L36 103L38 106V115L41 117H45L48 115V109L45 102L38 96V95H31ZM148 135H153L152 131L149 129L145 130ZM79 158L82 162H89L94 163L96 161V156L94 154V151H80ZM15 159V158H14ZM29 157H25L24 162L21 164L17 160V164L20 167L21 171L24 173L25 176H27L30 180L35 181V184L33 187L39 192L41 200L47 201L46 204L42 203L40 212H44L49 206L53 205V201L48 199V197L45 195L44 190L42 188L41 184V175L40 170L29 163ZM36 164H39V161L36 162ZM155 189H145L144 195L150 196L152 192H154ZM240 197H243L247 195V193L237 190ZM74 195L73 192L69 191L68 196L69 198ZM259 200L262 205H264V190H261L258 194ZM6 206H0V210L5 209ZM55 207L52 208V211H54ZM224 211L226 213V217H222L224 219V222L226 224H229L231 226V221L235 220L236 222L240 224H251L256 220V217L250 212L248 209L241 210L238 207V201H225L224 202ZM40 212H37L35 215L37 218L40 217ZM55 212V211H54ZM47 219L51 221V228L49 229V236L51 239H49L47 242L51 244L53 240L58 241L61 237L60 233V223H58L54 216H47ZM260 229L257 231H248V230H241L239 232H234V236L238 239V241L243 242V246L247 248L249 256H253L256 252L264 253V207L260 210ZM13 235H15L13 233ZM4 242H7V235L3 236ZM203 246V245H202ZM14 244L9 245V250L14 248ZM124 256H128V253L126 252ZM0 264H11V262L7 259V255L4 251H0ZM41 264H47V261L41 262ZM116 264H119V262H116ZM124 264H142V261L138 258L137 255L128 256V259L125 260ZM167 264H187L186 261L182 260H170L167 262ZM193 264H197V262H193ZM237 264H256L255 259L249 258L247 260H244L242 257H239L237 260Z\"/></svg>",
  "mask_w": 264,
  "mask_h": 264
}]
</instances>
